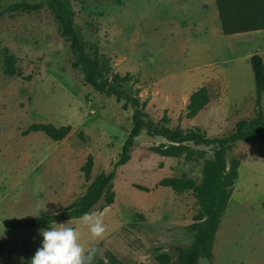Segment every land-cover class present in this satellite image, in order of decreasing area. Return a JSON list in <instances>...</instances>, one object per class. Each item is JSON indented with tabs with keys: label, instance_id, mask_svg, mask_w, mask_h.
<instances>
[{
	"label": "rangeland",
	"instance_id": "1",
	"mask_svg": "<svg viewBox=\"0 0 264 264\" xmlns=\"http://www.w3.org/2000/svg\"><path fill=\"white\" fill-rule=\"evenodd\" d=\"M14 1L0 5V264H21V257L28 264L41 228L23 221L79 203L90 181L112 169L131 128L130 111L71 68L68 44L47 7L9 17L4 8ZM71 9L88 51L109 58L108 78L117 74L153 121L222 136L254 115L249 57L257 52L264 60V29L223 34L214 0H72ZM5 53L14 74L4 72ZM201 86L210 100L188 118L189 96ZM261 105L264 112V92ZM32 123L70 131L53 140L24 132ZM162 141L144 131L135 138L128 161L116 169L112 203L91 211L102 219V236L93 237L81 217L55 221L78 229L90 264H173V246L193 241L199 222L193 193L159 181L200 182L212 151L191 146L189 156H162L150 149ZM88 154L90 180L81 171ZM225 154L228 165L237 162V178L211 257L199 264H264V143L239 141Z\"/></svg>",
	"mask_w": 264,
	"mask_h": 264
},
{
	"label": "trees",
	"instance_id": "2",
	"mask_svg": "<svg viewBox=\"0 0 264 264\" xmlns=\"http://www.w3.org/2000/svg\"><path fill=\"white\" fill-rule=\"evenodd\" d=\"M3 1L0 0V5ZM71 1L16 0L6 5L4 12L7 16L14 17L20 13H39L44 6L47 7L56 24L58 35L68 44L71 68L79 72L84 84L89 85L96 92L113 97L116 103L127 108L130 111L131 128L112 169L96 175L90 181L79 203L55 214L24 220L23 224L42 229L49 227L52 221L82 217L85 212H91L96 204L99 209L110 205L113 201L111 189L116 169L128 161L135 138L144 131L148 137L163 140L150 147L153 152L162 156L176 157L182 152L189 156L193 152L191 146H203L212 151V157L203 163L200 182L196 183L193 179L185 177H165L159 181V185L169 187L175 192L190 190L198 203L199 222L194 225L193 241L187 246H173V264H199L200 258L211 257L214 234L237 178V162L232 161L230 165L227 164L225 148L239 141L264 143V112L261 105L264 92V60L257 52L249 57L254 78L255 112L252 117L237 120L232 130L222 136H209L197 126L187 129L169 128L164 123L149 118L144 111V103L125 90L117 74L108 78L106 73L109 58L88 51L81 30L74 22ZM214 1L223 34L264 29V0ZM4 72L15 73L13 57L7 53L4 55ZM209 100L207 88L199 87L189 96L185 116L193 117ZM30 131H42L53 140H61L69 133L70 126L55 127L51 123H32L24 132ZM92 164V156L88 154L81 166L86 180L91 178ZM3 249L4 246L0 241V256Z\"/></svg>",
	"mask_w": 264,
	"mask_h": 264
},
{
	"label": "clouds",
	"instance_id": "3",
	"mask_svg": "<svg viewBox=\"0 0 264 264\" xmlns=\"http://www.w3.org/2000/svg\"><path fill=\"white\" fill-rule=\"evenodd\" d=\"M55 214V213H54ZM38 217V216H37ZM81 220L93 237H100L105 231L102 219L92 212H85ZM40 246L28 264H90L92 254L80 242V232L69 222L56 223L39 230ZM4 231L0 233V238ZM21 264L24 258L21 257Z\"/></svg>",
	"mask_w": 264,
	"mask_h": 264
}]
</instances>
